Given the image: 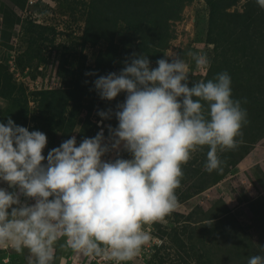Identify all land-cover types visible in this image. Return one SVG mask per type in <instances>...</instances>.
Segmentation results:
<instances>
[{
	"label": "clouds",
	"instance_id": "obj_1",
	"mask_svg": "<svg viewBox=\"0 0 264 264\" xmlns=\"http://www.w3.org/2000/svg\"><path fill=\"white\" fill-rule=\"evenodd\" d=\"M256 3L264 9V0ZM187 55L196 70L210 67L206 54ZM164 56L152 68L148 56L133 53L119 74L94 81L102 100L126 94L114 113L98 112L101 121L113 115L118 121L108 127L107 142L103 130L78 146L72 136L45 157L46 134L11 118L0 123V182L8 186L0 187V248L26 249L28 264H51L63 239L86 256L125 264L150 241L146 226L177 207L191 154L208 146L205 170L220 169L218 150L235 148L248 123L241 101L232 98L231 77L222 72L189 87L186 60ZM121 148L130 159L119 157ZM110 152L117 158L103 160ZM247 264H264V255Z\"/></svg>",
	"mask_w": 264,
	"mask_h": 264
},
{
	"label": "trees",
	"instance_id": "obj_2",
	"mask_svg": "<svg viewBox=\"0 0 264 264\" xmlns=\"http://www.w3.org/2000/svg\"><path fill=\"white\" fill-rule=\"evenodd\" d=\"M13 7L23 9L27 0H8ZM56 12L61 16L74 9L75 0H51ZM193 0H84L83 28L79 43L90 46L92 63L87 64L85 56L81 64L69 59L73 45L56 43L55 27L22 21L12 7L0 0L3 17L0 39L8 41L16 25H20V53L15 57V66L20 70H31L32 78L39 74L38 68L46 62L41 47H64L58 64L57 75L63 79L61 89H43L32 92L34 103L26 90L15 83L5 62L0 63V98L6 101L0 109V123L11 118L18 126L31 131H41L48 139L54 140L60 134L59 145L70 139L74 131L77 146L84 138L97 135L96 125L106 124L117 127L115 115L101 121L97 115L94 122L93 111H116L117 104L123 103L125 93L113 101L100 99L94 81L100 76L119 72L133 53L144 54L150 60V67L163 57L170 43L175 39L173 25L180 20L182 9ZM207 13L206 32L196 41H203L211 49L203 50L210 60V67L204 73L191 69L189 87L201 79L209 80L222 72L231 77L232 98L241 101L247 111L248 123L242 128L235 148L219 151L220 169L205 170L208 146L198 148L191 154L200 166L187 162L182 166L183 176L176 189L177 198L191 199L208 188L223 181L233 169L249 154L259 142H264V9L256 0H244L241 11L237 9L241 0H202ZM73 4V7H72ZM197 15L196 21L198 22ZM72 38V37H70ZM73 42V40H71ZM211 55H208V51ZM66 55V56H65ZM179 57L186 60V55ZM92 72L95 75L86 76ZM247 103H244V100ZM87 114L81 118V112ZM130 154L122 150L126 159ZM222 169V170H221ZM258 181V195L246 199L251 215L248 225H241L230 213L221 198L215 199L210 207L198 215L190 210L186 215L172 211L163 220L161 238L185 255L181 264H247L253 255H264V161L263 166L254 167ZM156 225V224H155Z\"/></svg>",
	"mask_w": 264,
	"mask_h": 264
},
{
	"label": "rangeland",
	"instance_id": "obj_3",
	"mask_svg": "<svg viewBox=\"0 0 264 264\" xmlns=\"http://www.w3.org/2000/svg\"><path fill=\"white\" fill-rule=\"evenodd\" d=\"M2 1L8 6L13 7L8 0ZM83 1L84 0H75L72 13L68 10L66 15L61 16L56 12L54 1L38 0L35 6L32 7L31 16L33 13H37L42 22L40 25L55 27L58 33L56 36V43H62L66 46L73 45V47H66L71 49L69 55L70 61L81 64L85 56L87 64H91L92 53L96 49L90 46L81 47L80 45L73 44L74 41L79 43V37H81L82 34V15L84 14ZM243 3L244 0H241L237 6L238 10L241 11ZM197 15L199 16L198 22L196 21ZM206 18V8L202 0H193L190 4L186 5L182 9L180 20L176 21L173 25L175 39L170 43L169 47L163 51V57L165 58L164 55L172 56L173 54L179 56L181 53H184L186 55V62H192L195 65L194 61L187 53L193 52L203 54V50L211 49V46L206 45L203 41H196L197 38L202 39L206 32ZM20 32V25H16L8 41L0 39V63H6L9 72L12 73L13 81L26 90V95H28V99L30 100L29 106L32 107L34 103L32 102L33 97L30 93L43 89L63 88V79L57 75V72L61 55L65 50L63 49L64 47H59L58 50L55 49V47H41L46 62L38 68L40 73L36 74L35 78H32L31 70H28V68L20 70L15 66V57L20 53L21 49L24 48L20 47ZM71 40H73V42H71ZM208 52V55H211V51L209 50ZM195 73L204 74L205 72L195 70ZM5 105L6 101L0 98V109H3ZM86 114L87 113L82 110L80 117L84 118ZM97 115L98 111H93L90 114L92 122L95 121ZM106 127V124L100 126V128L104 130L103 133L105 141L107 142L109 136L105 135ZM76 133L77 130H75L73 134L76 135ZM95 136L96 135L92 138ZM59 138L60 134H56L54 140L47 138V145L42 153L45 157L48 151L60 146L58 143ZM122 150L121 148L119 152L120 158L122 157ZM116 158V152H110L102 157L103 160H115ZM130 158L131 156L126 159ZM263 161L264 142L262 141L251 149L249 154L223 181L191 199L178 198V205L173 211L181 212L186 215L192 209L200 215L210 207L215 199L221 198L238 222L243 226L248 225L251 215L246 206V199H253L258 195V189L260 188L258 187V181L254 175V167L256 165L263 166ZM188 162L194 166H200L199 161L195 160L192 156ZM0 187L7 188L8 186L0 182ZM8 190L12 191V189ZM260 190L262 191V189ZM28 203H34V201H28ZM164 224L165 221L160 220L146 226V230L150 234V241L143 246L132 261L125 262V264L182 263V260L185 258L184 253L179 252L167 239L161 238ZM64 245L65 241L63 239L56 243L54 258L51 264H116L114 261L104 260L94 256H86ZM28 260L29 253L26 249L23 253H18L11 248H0V264H28Z\"/></svg>",
	"mask_w": 264,
	"mask_h": 264
},
{
	"label": "built area",
	"instance_id": "obj_4",
	"mask_svg": "<svg viewBox=\"0 0 264 264\" xmlns=\"http://www.w3.org/2000/svg\"><path fill=\"white\" fill-rule=\"evenodd\" d=\"M37 1L38 0H27L23 9H19L17 7H12L13 11L20 18L21 22L22 21H31L32 23H35L38 25L42 24V22L39 19L40 17H38L37 13H33L31 16L32 7L35 6ZM2 22H3V17H2V14L0 13V36H1V31H2ZM97 125L99 128L98 132L103 130L102 128H100V126H102V123L100 121L97 122ZM103 132H104V130H103ZM72 136H75V134H73Z\"/></svg>",
	"mask_w": 264,
	"mask_h": 264
}]
</instances>
